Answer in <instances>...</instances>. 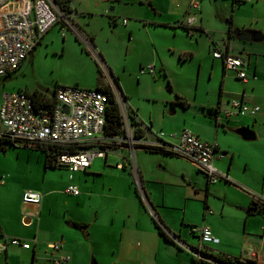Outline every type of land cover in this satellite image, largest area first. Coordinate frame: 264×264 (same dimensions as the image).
<instances>
[{"label":"crops","instance_id":"0c3cea01","mask_svg":"<svg viewBox=\"0 0 264 264\" xmlns=\"http://www.w3.org/2000/svg\"><path fill=\"white\" fill-rule=\"evenodd\" d=\"M197 1L199 2V7L196 10V23L195 27L190 28L191 32L186 27L176 23L183 21L189 11H194V9L190 8L192 0H90L88 3L82 0H70V18L72 23L91 39L95 48L99 47L96 44L94 35L83 28L79 18L101 16L103 19H108L109 24L117 25L121 22L125 26V29H122L124 32H129L133 41H144L147 36V39L152 43L153 49L151 53L154 59L157 58L160 50L154 40V36L157 34L169 39L172 36L176 38L177 30L181 29L184 31L182 28H185L190 34L182 37L185 39L186 44L174 41L175 45L171 46L180 55L188 54L189 56H194L196 51L193 45L199 42L198 37L201 36L207 42L208 50H211L212 53L216 49H221L239 55L247 61L244 69L249 79L247 81L241 79L246 88L243 89L242 94L238 92L237 96L241 97L235 99L259 105L260 111L255 116H228L225 109L226 105L221 98L218 105H216V102H200V106L203 109L205 107L208 108V111H204L205 114L202 115L204 120L197 117L183 116L177 123L179 125H172L170 122L173 118H168L165 110L162 116L158 115L155 118L153 116L150 118L151 125L149 128L139 118L137 110L133 107L131 108L135 112V117L139 121L140 126L145 131L144 137L154 138L158 132L153 133L151 129L155 123L159 124L161 121L160 123L166 127L164 132L167 134L163 138L166 143H176L177 138L169 135L179 133L184 128H189L200 139L214 144L217 149L214 165L220 173L228 174L230 180L226 181L219 178L213 184L192 159L175 153L151 152L142 147H139V159L136 164V170L138 171L142 190L147 201L145 202L157 213L167 229L178 235L185 243L194 244L190 242L189 237L199 240V233H192L191 227L206 225L220 238L216 248H213L215 253L220 252L240 257L244 253L248 254L251 251H255L258 255V263L264 264V215L255 211L254 209L256 208L253 206L256 197L264 200V154L257 143L258 139L264 142L261 138V133L264 131V112L260 103L256 102V97L252 93L249 94L247 92V88L257 89V82L262 73L256 55L257 53H264V45L254 46L250 42L264 41L243 40L235 34L237 29L245 28L257 29L264 33V0ZM93 5L96 6L94 9L92 8ZM108 5L111 8L110 12L108 11ZM109 13H111L110 16ZM118 17L126 18L127 22L123 23L122 20L118 22ZM114 20L115 23H113ZM229 20L233 24L231 32ZM172 23H175V25ZM55 25H60V30H63L61 22ZM157 28L168 30L171 35L164 36L168 32L164 31L162 33L157 31ZM67 29L72 30L69 27L64 30ZM142 29L146 31L145 37L141 35V38H144L143 40L139 36ZM243 51L248 58L241 55ZM142 55L144 53L139 56ZM253 56L256 57V60H254ZM103 59L106 62L105 58ZM216 59L218 58L214 57L213 63L216 62ZM159 62L164 72L163 75L167 76L168 71L164 61L160 60ZM154 65L156 66V62ZM233 73L235 74V72ZM254 76L257 78L255 79ZM6 77H3L0 81ZM114 77L117 78L118 86L127 99L128 92L120 86L118 77ZM97 84L95 86L88 84V86L81 87L94 88ZM18 90L24 89L19 88ZM176 91L180 94L183 93L180 89ZM186 99L189 101L188 98ZM176 106L178 109L181 108V110L187 108L177 104ZM209 108L214 110L210 112ZM242 116L246 118H242ZM240 125L248 126L254 130L256 141L244 140L237 133L230 131L231 127ZM159 129L163 131V128L160 127ZM40 150L44 154L42 156L44 163L45 153L42 149ZM218 150L226 152L227 155L221 157ZM132 151L127 146H121L117 150H109L105 156L94 157L90 167L86 170L79 171L101 173L107 169L110 171L116 170L120 174H124L129 181V188H131L132 181L130 180L129 172L131 171L133 174L134 172L128 165L129 157L127 154ZM122 152L127 153L123 154ZM174 158L176 161H172ZM119 162L123 163L125 167H116ZM63 168L67 169L66 167ZM67 170L69 171V169ZM74 172H70V174ZM6 180L2 176L1 183L3 184ZM28 191L40 194V190H20L21 203H19V210L10 201V187L2 189L0 192L3 199L0 204V242L11 237H17L31 243L30 248L7 243L6 249L0 252L5 254L6 264H11V255L15 254L17 250L22 252L21 260H18L19 264H28V261L29 264H44L60 254L70 255V260L65 264H92L93 261L97 260L99 264L121 263L123 253L114 244L113 232L109 230L108 223L102 220L101 210L94 209L91 204L88 207H79L81 209L79 215L66 217L65 214L63 216V220L69 228V234L72 237L67 238L63 235L53 241H61L62 248L60 250L50 249L49 243L51 242L47 241L48 238L39 240L35 231L32 232L29 239L24 238L22 235L23 226L39 228L42 223L51 224L53 218L51 208L49 210H41V194L38 203L24 201V194ZM127 192L128 196L132 197V200H135L137 204L135 207L137 214H141L145 218L148 216L150 219L146 220H148L154 234L157 232L158 236L163 238L152 221V215L146 203L143 201L144 206L136 189L132 186L131 191ZM249 207L252 210H248ZM27 209H30L31 213L24 211ZM22 211L24 212L22 213ZM74 221L85 223L87 227L85 229L77 228L72 224ZM65 230L67 232V229ZM176 252L177 256L181 258L180 264H193L192 255L189 252L178 248V246ZM184 253L185 255L182 258Z\"/></svg>","mask_w":264,"mask_h":264},{"label":"rangeland","instance_id":"374dc122","mask_svg":"<svg viewBox=\"0 0 264 264\" xmlns=\"http://www.w3.org/2000/svg\"><path fill=\"white\" fill-rule=\"evenodd\" d=\"M82 1L88 3L90 0ZM146 4L148 3L146 2ZM110 5H108V11L111 9ZM95 7L93 5L92 8ZM123 19L118 17V22L121 20L123 22ZM79 20L83 28L94 35L99 47L96 48L97 51L105 58L113 75L118 77L120 86L128 92L125 106L128 109L133 107L137 110L139 118L149 128L150 118L162 116L165 110L166 116L170 119L173 118L170 122L172 125H179L177 123L183 116L204 120L202 115L205 114L204 111H208V108L203 109L200 106L202 101L216 102L218 105L222 98L221 100L226 105V111H229L232 109L230 102L241 97L237 96V93L242 94L243 89L246 88L240 78L224 68L222 59L218 58L213 63V53L208 50L207 42L201 36L198 37L199 42L193 45L196 51L194 56L188 54L183 56L177 50H173L171 46L175 45L174 41L186 44L182 37L190 34L185 28H182L184 31L177 30L176 38L172 36L169 39L156 34L154 40L160 50L157 58L154 59L151 53L152 43L147 39L144 29L140 30L139 36L140 38L141 35L146 36L145 40L133 41L129 32H124L122 29H125V26L121 22L117 25L109 24L108 19H103L101 16H92L91 18L85 16ZM157 31L168 32L162 28H157ZM170 35L169 32L164 34V36ZM250 43H253L254 46L264 45V42ZM141 53L144 55L139 56ZM241 55L248 58L244 51ZM256 56L262 74L259 76L257 89L247 88V92L256 97V102L260 103L264 112V53H257ZM253 58L256 60L255 56ZM160 60H163L167 67V76L163 75ZM155 62L154 73L142 72V68L154 65ZM99 69L103 72L99 61L87 49L86 44L78 39L72 30H60V25H55L44 35L19 68L0 81V99L4 91H14L19 88L29 92L37 90L49 94L59 85L88 86L91 84L95 86L100 80L107 82V77ZM177 89H180L183 95L178 93ZM177 96L189 99L186 109H178L177 103H175ZM171 109H175V112L172 113ZM242 118L246 117L242 116ZM160 122L153 125L151 129L153 133L160 132V127L163 128V131L166 130L165 125ZM261 138L264 140V131L261 133ZM257 143L264 154V142L258 139ZM3 145L4 149L0 147V192L2 189L10 187V201L19 210L20 190H40L42 195L41 210H49V208L52 210L51 224L42 223L39 228L23 226L22 235L24 238L29 239L33 231L37 232L39 240L48 238L47 241L53 242L63 235L71 238L70 230L66 226L63 216L65 214L66 217L79 215L81 211L79 207L84 208L91 204L94 209L101 210L102 220L108 223L109 230L113 232L115 246L119 247L123 253L119 264H180L181 258L177 256V246L160 238L157 232L154 234L146 220L150 219L148 216L145 218V216L137 214L135 208L137 204L135 200H132V197L128 196L127 191H131L133 186L143 199L144 196L136 175L130 170L128 171H130V180L132 181L131 188H129V181L124 174H120L116 170L107 169L101 173L79 171L70 174L63 167L46 168L42 160L44 154L36 147L15 145L7 141ZM133 151L137 164L139 147H134ZM122 153L126 154L127 152ZM127 156L132 160L130 152ZM172 161H176V159L174 158ZM2 176L7 179L3 184L1 183ZM69 184L78 187V195L66 191ZM1 200L3 199L0 193V204ZM146 206L152 213L147 203ZM24 211L31 213L30 209ZM189 240L194 243L195 247L200 243L195 238L189 237ZM216 245L218 244L205 243L207 249L216 248ZM184 255L185 253L182 254V258ZM4 256L5 254L0 253V264H6ZM21 256V250H17L15 254L11 255V264H19L18 260H21Z\"/></svg>","mask_w":264,"mask_h":264},{"label":"built area","instance_id":"2783aa9c","mask_svg":"<svg viewBox=\"0 0 264 264\" xmlns=\"http://www.w3.org/2000/svg\"><path fill=\"white\" fill-rule=\"evenodd\" d=\"M198 7L199 2L192 0L190 8L194 9V12L189 11L183 20L189 28L195 27V11ZM70 17L71 11L67 12L62 9L55 0H0V79L16 71L38 45L43 35L59 22L62 23L63 30L66 27L71 28L76 37L86 44L87 49L99 61L103 69L102 74L104 73L108 79L107 82H103L100 89L60 85L56 89L55 101L47 107L37 106L29 91H4L0 101V137L9 138L15 141L16 145L56 146L59 149L56 164L66 167L70 172L86 170L90 167L94 157L105 156L109 150H117L121 146H127L133 150L134 147L150 145L163 146L175 154L192 159L211 183L217 182L219 178L230 180L228 174L220 173L214 165L217 153L215 145L200 139L189 128L169 135L177 138V142L172 144L164 142L163 138L167 134L164 131L158 132L154 138L136 136V127L132 124L130 109L125 106L124 93L120 90L114 75L91 39L72 23ZM123 23H126V19H123ZM189 31L191 32V29ZM213 56L222 59L225 69L235 72L238 78L244 81L249 79L244 69L247 61L241 56L221 49L214 50ZM155 70V65L142 68V72L154 73ZM111 98L116 100L121 111L122 132L120 135L107 137L104 135V126L106 109ZM230 105L232 109L226 111L228 116H255L260 111L259 105L249 104L240 99H234ZM219 155L224 157L227 153L220 151ZM131 156L132 160L129 159L128 165L136 175L143 192L136 170L134 151L131 152ZM116 166L125 167L120 162ZM66 191L75 195L79 194V189L74 184H69ZM23 199L25 202L38 203L40 194L28 191ZM143 201H146L145 196ZM255 201L258 206L264 205V200L261 198L256 197ZM151 211L153 213L150 212L151 215L175 244L191 253L196 260L209 264H222L212 256L217 254L215 250L207 249L205 246V243L218 244L220 242V238L212 232L209 226L192 228L194 232L199 233L200 243L195 247L185 243L178 235L169 231L152 208ZM7 243L23 248L31 247L29 241L11 237L0 242V252L6 249ZM49 248L55 251L60 250L62 243L61 241L51 242ZM240 259L259 264L255 251L244 253ZM69 260L70 255L60 254L44 264H65Z\"/></svg>","mask_w":264,"mask_h":264},{"label":"trees","instance_id":"16d2710c","mask_svg":"<svg viewBox=\"0 0 264 264\" xmlns=\"http://www.w3.org/2000/svg\"><path fill=\"white\" fill-rule=\"evenodd\" d=\"M55 1L65 11H67V12L71 11V4L69 3L70 0H55ZM229 22H230V32H231L233 24H232L231 20H229ZM113 23H115V20L113 21ZM167 24H164V25H167ZM172 24L175 25V23H172ZM176 24L177 25H181L183 27H186V29L188 31L190 29L188 26H186L184 24L183 21H178ZM99 71L101 72V69H99ZM9 75H6V76H9ZM115 79L117 81L116 77H115ZM102 84H103V82H101V80H100L98 82L97 86L94 87V88L100 89L101 88L100 86ZM59 86H57L53 90V92L49 93V94L48 93H44V92H39L37 90H35L34 92H31V94H32V96H33V98H34V100L36 102V105L40 106V107L41 106L47 107V106H49L50 103L54 102L55 101V97H56V95H55L56 94V89ZM75 86H79V85L75 84ZM124 97L126 98L125 95H124ZM175 103L179 104L180 106H182L184 108L188 107V105H189V102L187 101V99L184 98V97H180V96H177ZM209 110H210V112H212L214 109L213 108H209ZM130 118H131L133 126L136 127V132H135L136 136L138 138L139 137H143L144 134H145V131L140 126L139 121L135 117V112L132 109H130ZM121 126H122V116H121V111H120L119 105H118V103L116 102V100L114 98H111L109 100V104H108L107 109H106V123H105V126H104V135L107 136V137H113V136H116V135H120L121 132H122ZM6 141L11 143V144H15L16 145L15 141H13V140H11L9 138L0 137V147L1 148H3V149L5 148V146L3 144ZM36 147L42 149L44 151V153H45L44 165H45L46 168L55 167V166L61 167L60 165L56 164V155L59 153V149H57L58 147L53 146V145H41V144H38ZM141 147L146 149V150H148V151H151V152L158 151V152H163V153H167V154H172L173 153L170 150H168L166 147H163V146L141 145ZM136 192H137L140 200L142 201V203L144 205L143 199L140 196V194L138 193L137 189H136ZM253 206L256 208V211H258V212H260V213H262L264 215V205L258 206V203L254 201L253 202ZM248 210H252V208L249 207ZM151 218H152V221H153L154 225L156 226L159 234L164 238V240L175 244V242L172 240V238L165 232L164 229L161 228V226L158 224L156 219L153 216H151ZM72 224L75 227L81 228V229H85L87 227V224H85V223L83 224V223H78V222L74 221V222H72ZM192 228L193 227H191V232L195 233L192 230ZM175 245L178 246L177 244H175ZM178 248H180V247L178 246ZM180 249L184 250L183 248H180ZM212 256L217 258L218 261L220 263H222V264H251V263H253L250 260L242 261L240 259V257L230 256V255H228L226 253L218 252L217 254L212 255ZM192 263L193 264H199V263L209 264L208 262H204L202 260H200V261L196 260L193 255H192Z\"/></svg>","mask_w":264,"mask_h":264},{"label":"water","instance_id":"95a60500","mask_svg":"<svg viewBox=\"0 0 264 264\" xmlns=\"http://www.w3.org/2000/svg\"><path fill=\"white\" fill-rule=\"evenodd\" d=\"M235 34L237 35V37L243 40L264 41V33L257 29H251V28L237 29L235 31ZM171 112L174 113L175 109H171ZM230 131L237 133L244 140H255L256 138L255 131L249 128L248 126L240 125L236 127H231ZM254 210L256 211V209ZM92 264H99V263L97 261H93Z\"/></svg>","mask_w":264,"mask_h":264}]
</instances>
